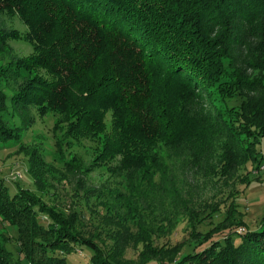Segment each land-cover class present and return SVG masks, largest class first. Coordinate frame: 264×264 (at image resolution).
Masks as SVG:
<instances>
[{
    "label": "trees",
    "instance_id": "obj_1",
    "mask_svg": "<svg viewBox=\"0 0 264 264\" xmlns=\"http://www.w3.org/2000/svg\"><path fill=\"white\" fill-rule=\"evenodd\" d=\"M16 16L28 26V37L32 34L35 45L49 48L46 55L38 52L26 62L15 57L10 42L23 37L8 28L7 18ZM153 57L164 60L163 65L170 70L182 67L185 73L200 78L211 90L216 83L214 74L233 79L235 97L240 102L235 110L236 121L227 122L212 104L201 103L189 106L190 113H186L182 129L170 120L158 131L152 127L142 131L149 126V102L142 101V96L155 79H148L150 70L156 68L163 75ZM3 60H8L7 68H18L20 73L15 74L18 77L30 74L31 67L48 72L55 69L57 81L71 82L73 77L64 74L66 70L74 77L87 79L88 84L76 95V100L63 96L61 88L44 91L49 84L35 77L37 74L30 81L23 78L24 83L13 97L0 89V131L7 133L5 139L14 137V132L11 124L4 122L2 111L10 112L11 107L25 123L17 108L26 104L21 100L29 92V83L36 82L33 89L37 88L38 94H27L25 100L39 96L35 105L47 102L51 108L49 113L57 121L64 116L72 130L84 123L94 138L102 141L104 151L109 147V132L96 110L97 107L104 109L102 105L106 104L108 112L113 111L112 127L122 139L120 147L129 156L132 153L127 163L132 164L137 156L135 148L143 147V164L149 169L152 162L158 166L150 170L159 175L157 181L154 178L158 187L166 189L170 179H167V155L152 153L155 145L169 148L172 141H177L184 153L178 160L183 164L193 162L205 170H209L221 151L225 164L219 167L222 170L219 176L225 178L229 171L231 178L236 175L232 182L236 178V182L245 183L248 176L241 180L239 172L247 169L248 164L257 163V142L264 134V0H0V62ZM222 60L224 67L225 61L229 64L225 73L216 68ZM4 68L1 64V79L8 77L2 74ZM230 68H233L231 75ZM99 70L102 72L96 74ZM250 72L261 74L252 78ZM183 114L178 113L180 117ZM245 125L251 128L244 134L250 136L246 146L237 138ZM142 132L155 135L141 141L136 133ZM30 160L31 175L39 189V178L32 170L33 159ZM182 191L185 195V187ZM176 192L173 198L180 199ZM232 211L233 215L227 213L220 228L208 234L199 231L200 238L184 251H179L181 243L159 247L151 237L144 243L140 255L149 259L147 264H264V215L261 229L242 233L240 227L245 223L233 219L236 211ZM221 212V206L217 205L205 219ZM75 214L66 218L48 209L30 191L22 190L11 197L0 179V217L4 223L18 228L19 254L29 264H68L69 255L80 250L85 252V248L90 250L88 256L85 253L90 264H119L113 253L109 254L98 242L76 230ZM235 234L241 235L240 242L234 240ZM8 240L0 235V264L14 262L7 249ZM148 244L152 251L145 248ZM163 252L174 254L171 261L151 260Z\"/></svg>",
    "mask_w": 264,
    "mask_h": 264
},
{
    "label": "rangeland",
    "instance_id": "obj_2",
    "mask_svg": "<svg viewBox=\"0 0 264 264\" xmlns=\"http://www.w3.org/2000/svg\"><path fill=\"white\" fill-rule=\"evenodd\" d=\"M7 20L8 28L18 31L23 37L10 42L15 57L26 62L38 52L46 55L49 48L43 49L35 45L32 34L28 37L30 33L28 26L17 16L8 17ZM152 60L161 67L163 75L156 68L150 70L151 75L148 79L149 77L155 79L152 87L146 89L147 94L142 96V101L149 102V126L142 128V131L147 132L151 127L158 131L159 128H163L161 126L163 123L165 127L170 120L182 129L184 117L186 113H190L187 112L189 106L201 103L212 104L217 111L223 113L227 122L236 121L235 110L240 102L235 97L233 79L212 74L216 83L211 90L200 78H196L190 72L185 73L182 67L173 71L163 65L164 60L155 57ZM7 63L8 60L0 62V67L1 64L5 67L2 74L8 75L0 78V89L8 97H13V93L24 83L23 78H29L27 81H30L31 76L34 77L36 74L35 77L49 84L44 91L53 92L52 89L61 88L63 96L67 95L73 100H76V95L88 85L87 79L74 77L66 70L64 74L73 77L71 82L57 81L55 69L48 72L31 67L28 68L30 72L32 71L30 74L25 73L18 77L15 75L20 73L18 68H7ZM225 63H227L225 67L224 60L218 63L217 71L225 73L229 68L228 61ZM181 71L183 72L180 73ZM101 72L99 70L96 74ZM232 73L233 68H230L228 74ZM250 74L254 78L261 72ZM4 80L8 82V86ZM29 84V92L21 100L26 104H21L22 106L17 108L25 123L11 107L10 112L2 111L4 122H7L8 126L10 123L14 132V137L5 139L7 133L0 131V179L8 188L11 197H15L22 190L30 191L45 207L62 213L66 218L76 213L74 224L76 230L84 237H90L98 242L106 252L113 253L119 264H147L149 259L140 254L144 250V243H148L151 237L157 241L159 247L164 244L175 246L181 243L183 246L179 251H184L200 238L197 234L199 231L208 234L212 229L220 228L227 213L228 216L233 215L232 209L236 211L233 219L245 223L240 227L242 233L261 229L264 215V134L257 142V163H250L247 169L239 172L241 180L248 176L245 183L236 182V178L232 182L236 175L231 178L229 171L225 178H220L222 170H219V167L225 164L224 153L221 151L209 170H205L193 162L183 164L178 160L184 153L181 151L182 144H178L177 141H172L169 148H164L163 144L162 147L161 144L153 146L152 153L157 152L158 155L165 157L167 155L165 161L166 170H169L167 179L170 180L165 189L155 185L154 182L158 180L159 175L150 171L158 168L157 164L152 162L153 168L150 169L146 163L143 164V147L135 148L134 155L137 156L134 157L132 164L127 163L131 161L129 159L132 153L130 151L129 156L128 152L120 147L119 142L122 139L112 127L113 111L108 112L106 104L102 105L104 109L97 107L96 110L104 119L109 132L107 135L110 140L109 147H105L104 151L100 144L102 141L98 137L94 138L84 123H80L72 130L64 116L57 121L55 115L49 113L51 108L47 102L44 105L40 103H37L38 106L35 105L39 96L25 100L28 95L39 92L37 88L33 89L36 82ZM182 108L185 111H182ZM179 112H184L183 116L180 117ZM245 126L246 128L241 127L242 131L237 135L244 146L248 144L250 137H245L244 134L248 129L251 131L249 125ZM183 131L187 132L186 129ZM152 134L155 135L136 133V137L141 141L148 140ZM31 158L32 170L39 178V189L31 175ZM175 192L179 193L180 199L173 198ZM233 193H237V196L232 197ZM217 205L221 206L222 212L213 218L209 216L206 220L205 217L211 208ZM0 235L10 241L7 249L13 255V264H29L19 254L18 228L10 223H4L1 217ZM233 238L240 242L241 235L235 234ZM187 242V245L184 244ZM145 248L152 251L149 244ZM84 250L85 252L80 250L76 251L77 254L69 255L68 264H90L87 257L90 250L88 248ZM173 256L172 252H163L157 259L151 260L169 262Z\"/></svg>",
    "mask_w": 264,
    "mask_h": 264
},
{
    "label": "built area",
    "instance_id": "obj_3",
    "mask_svg": "<svg viewBox=\"0 0 264 264\" xmlns=\"http://www.w3.org/2000/svg\"><path fill=\"white\" fill-rule=\"evenodd\" d=\"M243 230L242 229H240V232H242Z\"/></svg>",
    "mask_w": 264,
    "mask_h": 264
}]
</instances>
